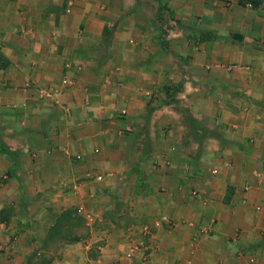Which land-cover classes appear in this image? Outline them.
Returning a JSON list of instances; mask_svg holds the SVG:
<instances>
[{
	"label": "crops",
	"instance_id": "crops-1",
	"mask_svg": "<svg viewBox=\"0 0 264 264\" xmlns=\"http://www.w3.org/2000/svg\"><path fill=\"white\" fill-rule=\"evenodd\" d=\"M0 55V264H264V0H0Z\"/></svg>",
	"mask_w": 264,
	"mask_h": 264
},
{
	"label": "trees",
	"instance_id": "trees-1",
	"mask_svg": "<svg viewBox=\"0 0 264 264\" xmlns=\"http://www.w3.org/2000/svg\"><path fill=\"white\" fill-rule=\"evenodd\" d=\"M246 1H249L253 4L257 3L258 0H239V2H246ZM7 62L6 60L0 55V67H4L6 66ZM182 89L181 85L180 84H175V85H168L166 86L165 90L167 92V96L169 97L171 94L177 92V91H180ZM62 221L60 220V217L59 219L56 221V223L53 225V227L50 228L49 230V234L51 233H57L58 231L61 230L60 228V225H61ZM55 231V232H54ZM248 248L250 250H253V249H256V248H262L264 249V236L262 237V239L256 243H252V244H249L248 245ZM49 260H45V264H49Z\"/></svg>",
	"mask_w": 264,
	"mask_h": 264
},
{
	"label": "rangeland",
	"instance_id": "rangeland-1",
	"mask_svg": "<svg viewBox=\"0 0 264 264\" xmlns=\"http://www.w3.org/2000/svg\"><path fill=\"white\" fill-rule=\"evenodd\" d=\"M162 13H165L166 14V21L165 22H163L164 24L163 25H167L166 27H169L170 25V22H169V20L171 19V14L170 15H168V11H167V8L166 9H164L163 10V12ZM161 13V14H162ZM172 18H173V16H172ZM174 19H175V17H174ZM162 30L163 31H165V29H164V27H162ZM164 38H165V34H163L162 35ZM170 107H174V106H170ZM178 111V110H177ZM190 111H189V109H188V113H189ZM183 118H185V116H184V114H183ZM185 122H184V120L182 121V120H177V123L176 124H178L179 125V127H181V128H183L182 129V131H183V134H182V136L183 137H185L186 135L188 136V135H190V133L189 132H187L186 133V135H185V132H186V129H185V124H184ZM192 124V123H191ZM164 126H166L165 127V129H168L169 128V126H171V124H169V123H166V125H164ZM186 142V147L183 149V151H184V153H186V154H190V152H192L191 150H193L194 149V145H193V148H191L192 147V145L190 144V140H188V138H187V140L185 141ZM63 246H54V250H53V255L54 256H58L59 255V251H60V249L62 248ZM3 252H4V248L2 247V248H0V260H1V258H2V256H4L3 255ZM91 253H94V249L91 251Z\"/></svg>",
	"mask_w": 264,
	"mask_h": 264
}]
</instances>
